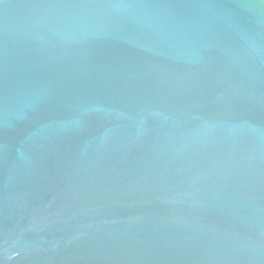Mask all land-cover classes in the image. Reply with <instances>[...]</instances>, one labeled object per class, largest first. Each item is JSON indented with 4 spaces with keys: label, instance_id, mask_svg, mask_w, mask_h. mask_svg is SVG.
<instances>
[{
    "label": "water",
    "instance_id": "95a60500",
    "mask_svg": "<svg viewBox=\"0 0 264 264\" xmlns=\"http://www.w3.org/2000/svg\"><path fill=\"white\" fill-rule=\"evenodd\" d=\"M0 264H264V0H0Z\"/></svg>",
    "mask_w": 264,
    "mask_h": 264
}]
</instances>
